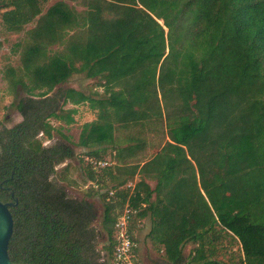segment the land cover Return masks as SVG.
I'll use <instances>...</instances> for the list:
<instances>
[{
  "label": "trees",
  "instance_id": "trees-1",
  "mask_svg": "<svg viewBox=\"0 0 264 264\" xmlns=\"http://www.w3.org/2000/svg\"><path fill=\"white\" fill-rule=\"evenodd\" d=\"M44 1L0 0L9 31L37 19L22 53L28 82L11 83L25 90L12 104L22 120L0 129V201L17 198L11 262L112 264L129 209L150 221L154 264H264V0H68L80 11L60 0L43 13ZM81 73L102 94L57 88ZM85 103L97 116L76 146L113 161L98 175L88 166L91 182L110 185L104 261L91 204L53 178L74 147L64 135L48 147L37 139L51 137L50 118L74 123L66 105Z\"/></svg>",
  "mask_w": 264,
  "mask_h": 264
},
{
  "label": "rangeland",
  "instance_id": "rangeland-1",
  "mask_svg": "<svg viewBox=\"0 0 264 264\" xmlns=\"http://www.w3.org/2000/svg\"><path fill=\"white\" fill-rule=\"evenodd\" d=\"M60 0H46L40 2L41 9L45 13L49 7L54 5ZM69 6L76 8L78 11L81 8L72 1L64 0ZM5 10H0V129L1 128H12L14 125L21 122L22 117L14 109L12 104H15L17 100L25 96V90L20 86H17V90L14 92L11 87L12 78L18 79L22 78L25 82H28V78L25 75V70L23 68L22 53L24 52L25 43L28 42V31L32 30L36 26V20L34 19L31 23L24 26V29L20 32L9 31L2 21V14ZM71 32H69V35ZM65 44V42H64ZM56 44L47 48L46 56H51L54 52H64L65 45ZM42 61V60H41ZM14 71V75L11 71ZM97 81L87 79L84 74H75L65 83L57 86L61 88H73L87 95H95V93L102 94L103 89L96 86ZM56 88L53 90L55 91ZM72 109L69 105L64 107V110ZM77 113L73 116L74 123L71 125H66L64 122L57 121L50 118L48 122L53 127V132L51 137L48 138L42 133L37 136L40 143L45 146H51L55 142L63 141L61 135L68 137V142L74 147L75 158L72 160H67L65 163L57 166L55 168L54 180L59 182V185L64 187L67 194L73 198L79 200H85L89 202L92 206L94 213V220L92 221V227L95 228L101 235L97 238L96 249L101 254V261L106 260L105 247L108 245L106 237L104 236L101 229V221L104 210V201L101 198L102 194L109 189L110 185L106 188H101L97 186L94 182H91L88 176V166L93 163L94 172L98 175L100 173V165L96 161H88L86 157H82V154L86 152V149H82L76 146L81 128L87 122H90L96 118V112L89 110L88 104H83L74 108ZM156 129H154L155 131ZM158 130V129H157ZM132 133V130L128 132H120L118 136L124 137L127 134ZM149 135L147 140L150 144H158L160 141L159 136ZM155 138V139H153ZM159 147V146H156ZM149 150L147 155H152L157 151V148ZM105 160L113 164L111 157L106 156ZM111 162V163H110ZM68 168L65 170V167ZM91 166V168L93 167ZM104 167V166H103ZM138 178L128 182L127 186L133 187L134 183ZM151 187L154 186V182L148 181ZM127 188V187H126ZM123 214V210L119 212ZM150 230V221L144 219L142 221H137L132 217L127 226V231L134 243L132 251V264H154L155 260H159L160 254L156 252L152 245V240L148 237V232ZM192 245L188 244L184 248V254L188 255Z\"/></svg>",
  "mask_w": 264,
  "mask_h": 264
},
{
  "label": "built area",
  "instance_id": "built-area-1",
  "mask_svg": "<svg viewBox=\"0 0 264 264\" xmlns=\"http://www.w3.org/2000/svg\"><path fill=\"white\" fill-rule=\"evenodd\" d=\"M100 166H106L105 162H97ZM135 211L125 209L123 214L117 218L116 224L114 226L116 232V246L113 250L112 264H132V248L134 243L130 238L127 226L131 219V215Z\"/></svg>",
  "mask_w": 264,
  "mask_h": 264
},
{
  "label": "water",
  "instance_id": "water-1",
  "mask_svg": "<svg viewBox=\"0 0 264 264\" xmlns=\"http://www.w3.org/2000/svg\"><path fill=\"white\" fill-rule=\"evenodd\" d=\"M13 202L0 201V264H14L8 255L9 242L13 234V218L10 208L17 205V198L11 192Z\"/></svg>",
  "mask_w": 264,
  "mask_h": 264
},
{
  "label": "crops",
  "instance_id": "crops-1",
  "mask_svg": "<svg viewBox=\"0 0 264 264\" xmlns=\"http://www.w3.org/2000/svg\"><path fill=\"white\" fill-rule=\"evenodd\" d=\"M85 104H87V103H85ZM71 108H77V107H73L72 105H70V104H68ZM81 105H83V104H81ZM88 108H89V106H88ZM89 110H91L90 108H89ZM92 111H95L96 113H97V111L96 110H92ZM96 116H97V114H96ZM96 119V118H95ZM94 119V120H95ZM94 120H92V121H94ZM92 121H90V122H92ZM90 122H87V123H90ZM81 130H82V128H81ZM102 162V161H101ZM103 162H105V163H108L107 161H103ZM111 163V162H110ZM109 164V163H108ZM138 181V180H137ZM128 187H130V186H128Z\"/></svg>",
  "mask_w": 264,
  "mask_h": 264
},
{
  "label": "flooded vegetation",
  "instance_id": "flooded-vegetation-1",
  "mask_svg": "<svg viewBox=\"0 0 264 264\" xmlns=\"http://www.w3.org/2000/svg\"><path fill=\"white\" fill-rule=\"evenodd\" d=\"M6 203H8V202H6Z\"/></svg>",
  "mask_w": 264,
  "mask_h": 264
}]
</instances>
